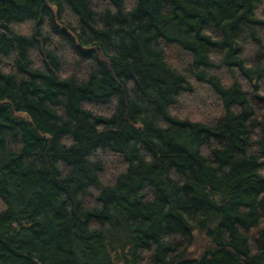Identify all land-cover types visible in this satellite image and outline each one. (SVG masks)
Here are the masks:
<instances>
[{
    "label": "trees",
    "instance_id": "1",
    "mask_svg": "<svg viewBox=\"0 0 264 264\" xmlns=\"http://www.w3.org/2000/svg\"><path fill=\"white\" fill-rule=\"evenodd\" d=\"M0 264H264V0H0Z\"/></svg>",
    "mask_w": 264,
    "mask_h": 264
},
{
    "label": "rangeland",
    "instance_id": "2",
    "mask_svg": "<svg viewBox=\"0 0 264 264\" xmlns=\"http://www.w3.org/2000/svg\"><path fill=\"white\" fill-rule=\"evenodd\" d=\"M183 104L188 107V109H191L194 106L189 102L183 100ZM206 244V241H204L203 235L199 233L198 231H194V243L193 245L189 248L188 253L190 256H197L199 252L201 251L202 247Z\"/></svg>",
    "mask_w": 264,
    "mask_h": 264
}]
</instances>
